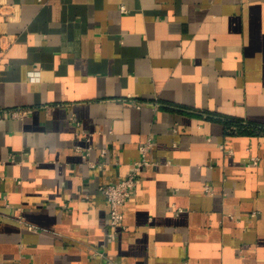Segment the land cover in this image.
<instances>
[{
    "label": "crops",
    "instance_id": "0c3cea01",
    "mask_svg": "<svg viewBox=\"0 0 264 264\" xmlns=\"http://www.w3.org/2000/svg\"><path fill=\"white\" fill-rule=\"evenodd\" d=\"M15 108L0 264H264V0H0ZM148 141L110 239L102 187Z\"/></svg>",
    "mask_w": 264,
    "mask_h": 264
},
{
    "label": "built area",
    "instance_id": "2783aa9c",
    "mask_svg": "<svg viewBox=\"0 0 264 264\" xmlns=\"http://www.w3.org/2000/svg\"><path fill=\"white\" fill-rule=\"evenodd\" d=\"M39 74L38 71L30 72L31 78H35ZM135 106H139L138 103L134 102ZM28 108H15L10 110H2L0 114L9 115L12 118H24L30 113ZM74 119V118H72ZM229 132L237 133L239 128L237 126H231L227 129ZM151 142L148 141L146 144L140 146V156L141 159L134 163V166L129 173V175L122 180H119L115 183L107 184L102 187L104 196L106 197L109 203V230L107 235L110 239H116L120 233V230L125 229L123 224V214L121 207L128 201L131 196L132 189L136 186L138 182V176L143 168L152 165V162L148 159V152L151 147ZM79 149V147H78ZM88 155V153H86ZM250 162H248L249 164ZM251 164L257 166L259 164V157H252ZM208 191V188H206ZM29 230L38 231L34 226H28ZM104 252L98 253V256L103 257ZM109 264V263H107Z\"/></svg>",
    "mask_w": 264,
    "mask_h": 264
},
{
    "label": "trees",
    "instance_id": "16d2710c",
    "mask_svg": "<svg viewBox=\"0 0 264 264\" xmlns=\"http://www.w3.org/2000/svg\"><path fill=\"white\" fill-rule=\"evenodd\" d=\"M231 126H237L239 128V131H241L242 128L245 127L246 125L243 122H241V123H234V124H228V128L231 127Z\"/></svg>",
    "mask_w": 264,
    "mask_h": 264
}]
</instances>
